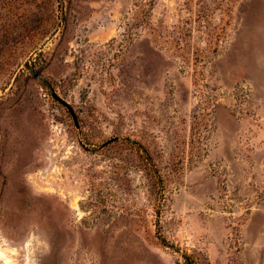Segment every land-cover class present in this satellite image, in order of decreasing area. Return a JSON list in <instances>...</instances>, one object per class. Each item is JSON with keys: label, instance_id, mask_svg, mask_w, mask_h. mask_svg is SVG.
I'll use <instances>...</instances> for the list:
<instances>
[{"label": "rangeland", "instance_id": "obj_1", "mask_svg": "<svg viewBox=\"0 0 264 264\" xmlns=\"http://www.w3.org/2000/svg\"><path fill=\"white\" fill-rule=\"evenodd\" d=\"M0 264H264V0H0Z\"/></svg>", "mask_w": 264, "mask_h": 264}, {"label": "water", "instance_id": "obj_2", "mask_svg": "<svg viewBox=\"0 0 264 264\" xmlns=\"http://www.w3.org/2000/svg\"><path fill=\"white\" fill-rule=\"evenodd\" d=\"M53 96L55 97V98H57L56 96H55V94H53ZM58 99V98H57ZM66 105V104H65ZM67 107H68V105H66ZM68 109H69V107H68Z\"/></svg>", "mask_w": 264, "mask_h": 264}, {"label": "bare ground", "instance_id": "obj_3", "mask_svg": "<svg viewBox=\"0 0 264 264\" xmlns=\"http://www.w3.org/2000/svg\"><path fill=\"white\" fill-rule=\"evenodd\" d=\"M4 256V255H3Z\"/></svg>", "mask_w": 264, "mask_h": 264}]
</instances>
